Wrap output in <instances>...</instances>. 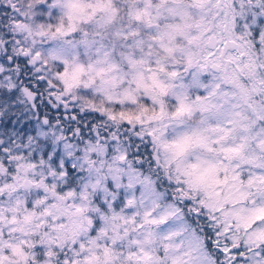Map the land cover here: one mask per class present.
Wrapping results in <instances>:
<instances>
[{"label":"snow or ice","instance_id":"6c2138e0","mask_svg":"<svg viewBox=\"0 0 264 264\" xmlns=\"http://www.w3.org/2000/svg\"><path fill=\"white\" fill-rule=\"evenodd\" d=\"M0 264H264V0H0Z\"/></svg>","mask_w":264,"mask_h":264}]
</instances>
